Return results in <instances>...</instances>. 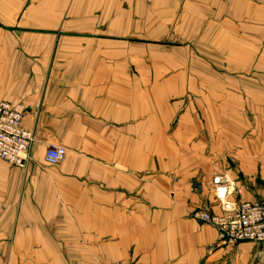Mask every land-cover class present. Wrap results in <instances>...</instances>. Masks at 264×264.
I'll list each match as a JSON object with an SVG mask.
<instances>
[{"label":"crops","instance_id":"1","mask_svg":"<svg viewBox=\"0 0 264 264\" xmlns=\"http://www.w3.org/2000/svg\"><path fill=\"white\" fill-rule=\"evenodd\" d=\"M151 1L0 0V102L21 105L34 162L50 146L75 159L68 170L72 191L60 196L44 188L53 183L24 179L20 169L27 166L0 160V231L52 221L51 230H78L98 212L102 223L117 227L39 236L36 259L15 247L0 264H264V244H222L215 228L193 217L202 206L219 212L211 183L225 169L172 163L156 175L157 93L185 85V74L169 67L171 56L158 60V38L195 13L226 18L231 4ZM196 130L170 135L173 143L185 140L181 155L201 156L213 141ZM258 179L245 182L240 197L264 204L263 167Z\"/></svg>","mask_w":264,"mask_h":264},{"label":"rangeland","instance_id":"2","mask_svg":"<svg viewBox=\"0 0 264 264\" xmlns=\"http://www.w3.org/2000/svg\"><path fill=\"white\" fill-rule=\"evenodd\" d=\"M196 1L177 0L180 4ZM225 1L231 4V13L226 18L195 13L193 19L182 23L185 25L179 21L172 34L158 38V60L161 55L171 56L174 61L169 67L177 74H185L181 77L185 85L179 82L181 87L174 85V91L157 93L155 158L162 169L156 175L164 176L160 170L172 163L206 170L223 168L222 176L211 183L212 192L214 186L230 185L242 194L245 182L248 186L257 185L260 169L264 170V0H252V5L243 0ZM158 63L159 67L164 64ZM197 128H201L200 134H210L213 138L205 142V155H181L186 152L181 147L185 140L173 143L170 135L197 133ZM193 143L196 145L197 141ZM74 160L67 155L57 166L47 167L43 162H34L31 156L27 167L20 170L28 181L53 183L44 188L52 187L60 196L72 191L68 170ZM94 216L91 226L78 230H51L55 229L51 227L56 224L54 221L43 226L32 224L23 232L1 230L0 262L9 260L15 247L31 252L22 253L28 259H36L32 254L41 248L37 242L39 236L58 238L68 234L82 236L83 232H117L115 222L106 225L100 220L99 212ZM65 222L69 223V218ZM29 240L36 243L28 244Z\"/></svg>","mask_w":264,"mask_h":264},{"label":"built area","instance_id":"3","mask_svg":"<svg viewBox=\"0 0 264 264\" xmlns=\"http://www.w3.org/2000/svg\"><path fill=\"white\" fill-rule=\"evenodd\" d=\"M22 112V107L18 103L0 102V160L19 168L26 166L31 158L30 150L33 144L32 133L22 125ZM65 157L64 147L50 146L45 151L42 162L48 167H53L60 164ZM213 194L218 201L219 212L214 214L207 206H202L193 212V217L215 228L222 244L250 242L263 245L264 204L259 201H245L237 190L230 188V185L214 186ZM232 196L237 198L230 200Z\"/></svg>","mask_w":264,"mask_h":264},{"label":"bare ground","instance_id":"4","mask_svg":"<svg viewBox=\"0 0 264 264\" xmlns=\"http://www.w3.org/2000/svg\"><path fill=\"white\" fill-rule=\"evenodd\" d=\"M252 96V95H251ZM264 126V125H263Z\"/></svg>","mask_w":264,"mask_h":264}]
</instances>
